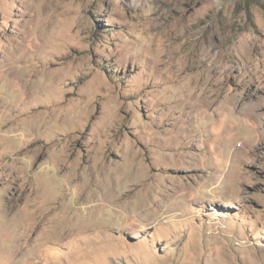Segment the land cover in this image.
<instances>
[{
    "label": "rangeland",
    "instance_id": "1",
    "mask_svg": "<svg viewBox=\"0 0 264 264\" xmlns=\"http://www.w3.org/2000/svg\"><path fill=\"white\" fill-rule=\"evenodd\" d=\"M2 134L0 264H264V0H0Z\"/></svg>",
    "mask_w": 264,
    "mask_h": 264
},
{
    "label": "bare ground",
    "instance_id": "2",
    "mask_svg": "<svg viewBox=\"0 0 264 264\" xmlns=\"http://www.w3.org/2000/svg\"><path fill=\"white\" fill-rule=\"evenodd\" d=\"M23 73L19 76L23 78ZM21 80V79H19ZM28 82V81H27ZM9 89H3V102L12 97ZM16 135H0V138L6 139L7 141L15 138ZM129 167V166H128ZM129 167V171L126 172L130 174L132 169ZM42 185L38 190L39 194H44L46 196H53L57 193L64 191L58 183V179L52 177L49 171H42ZM61 188V189H60ZM65 193V192H64ZM54 197V196H53ZM110 197V196H109ZM64 206H62L61 213L58 214L52 219H49L48 225L46 228L51 232H54L58 235H63L66 231H80L81 229L87 227H111L113 225L119 224V215L112 211H109L107 208H97L95 205H89L88 203L77 204L76 199L66 198ZM105 200V199H104ZM160 203L159 198L156 195H152V187L147 186L143 191L134 197L132 201L129 202L128 206L131 210H149L155 211L154 206H158ZM104 206V204H103ZM160 206V205H159ZM163 206V211L166 212L169 209L168 206ZM157 208V207H156ZM121 212V211H119ZM120 214V213H119ZM172 217V216H170ZM144 222V221H143ZM57 235V236H58ZM2 238V237H1Z\"/></svg>",
    "mask_w": 264,
    "mask_h": 264
}]
</instances>
